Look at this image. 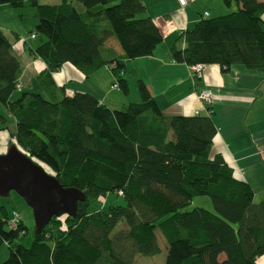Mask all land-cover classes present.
<instances>
[{
    "label": "trees",
    "instance_id": "obj_1",
    "mask_svg": "<svg viewBox=\"0 0 264 264\" xmlns=\"http://www.w3.org/2000/svg\"><path fill=\"white\" fill-rule=\"evenodd\" d=\"M234 2L236 12L215 18L205 12L183 31L172 59L190 68L218 65L225 72L242 65L264 74V0H224L227 7ZM3 5L37 10L30 35L40 44L30 51L45 64L35 81L39 91L24 88L21 57L0 27V104L16 125L11 144L87 197L75 217H54L30 247L17 242L28 233L24 221L18 215L12 226L18 213L1 206L0 246L10 251L3 264H134L137 256L161 253L157 230L168 244L166 264H258L264 201H254L252 186L221 154L211 157L218 132L211 107L205 115L166 116L139 80L140 102L113 110L54 80L66 64L85 78L109 67L117 89L129 95L128 62L152 56L164 40L143 0H0ZM194 78L200 85L202 76ZM111 193L125 205L88 212L91 200ZM200 196L211 199L214 211L185 210Z\"/></svg>",
    "mask_w": 264,
    "mask_h": 264
},
{
    "label": "crops",
    "instance_id": "obj_2",
    "mask_svg": "<svg viewBox=\"0 0 264 264\" xmlns=\"http://www.w3.org/2000/svg\"><path fill=\"white\" fill-rule=\"evenodd\" d=\"M143 2L147 8L145 15L156 22L164 35V40L152 56L128 62L127 71L130 68L134 79L143 81L147 85L166 116H193L197 115V112L205 115L208 114L206 110L211 107L213 120L218 129L213 141L211 157L221 154L228 165L234 168L236 177L247 181L252 186L255 191L254 201L263 202L264 74L242 65H235L225 72L218 65H210L204 69L200 85H198L190 66L176 63L170 53L180 34L192 29L205 12H208L212 18L226 15L227 10L223 7L224 0H196L190 2L185 8L179 5L178 0H156L160 10L150 15L148 3L146 0ZM0 8L1 11L8 14L11 11L14 15L15 9L7 5ZM0 27L7 37L8 32L13 34L17 45L20 46L17 52L24 67L22 76L24 88L39 91L35 80L44 69V62L33 57L30 51L32 46L27 43V48L22 43L24 37L21 34L7 30L1 20ZM26 41L24 40L25 43ZM108 45L122 54L114 39H110ZM104 69L108 70L104 71L105 79L108 82L113 81L115 75L112 69L105 67L101 70ZM100 71L90 78H85L75 67L66 64L54 74V80L59 87H65L68 93H91L111 109H113L112 105L120 101H122V107L129 103L140 102L141 98L137 89L134 97H131L132 91L127 74L130 97L124 99L125 97H121L120 94H113L118 90L114 88L115 81L112 82L109 90L105 89V85L102 84L103 76L95 77L99 76L97 74ZM94 78L96 82L93 81ZM203 90L212 93L210 106H205L200 100V93ZM2 136L5 137L3 133Z\"/></svg>",
    "mask_w": 264,
    "mask_h": 264
},
{
    "label": "rangeland",
    "instance_id": "obj_3",
    "mask_svg": "<svg viewBox=\"0 0 264 264\" xmlns=\"http://www.w3.org/2000/svg\"><path fill=\"white\" fill-rule=\"evenodd\" d=\"M39 2L41 4L54 5V4L61 2V0H39ZM146 2L149 5V12H148L149 15L150 13L155 14L156 12H159L160 8L158 7L156 0H146ZM223 7L227 10L226 11L227 14L236 12L238 10L237 4L235 2L231 5V7H227L225 4ZM6 9L7 8H5V10ZM13 11H14V15L11 11H9V14H8L5 11H1V8H0V20L2 24H4L7 30L9 31L13 30L21 34L24 37L22 43L26 45L27 48L28 46L26 43H24V40L25 41L28 40L27 42L29 43L30 46L37 47L40 44L39 39L33 40L30 35V32L34 30L38 24L37 10L33 7L27 6L24 8H18ZM7 35L9 39L11 40V42L14 43L15 48L19 51L20 46L17 45V40L15 39V36L9 32L7 33ZM26 37L28 39H26ZM129 69L130 68H128V71L126 72V74L128 76L127 79L129 80L130 89L132 91L131 97H134L136 89L138 90V79H134V76L131 74L130 72L131 70ZM104 71H108V70H105V69L101 70L100 73L97 74L99 76H95V77H100V75L101 76L105 75L104 73L106 72ZM95 79L96 78H94L93 81L96 82ZM113 81H115V83H118L116 76H114ZM113 81L108 82L104 76L102 77V84L105 85L106 90L110 89ZM71 86L72 84L70 85V87ZM113 94L114 95L120 94L121 97H125L124 99L130 97V95L126 96L121 89H118L117 92H113ZM121 103L122 101H120V103L118 104L116 103L115 105H112L113 109L114 110L121 109L122 108ZM1 117H4L6 121H3ZM14 123L15 122L13 118L9 116V114H7L5 107L2 104H0V130L6 127V129L0 131V155L7 154L11 146H13L11 144L10 133H13L16 130V125ZM2 133L3 135H5V137L2 136ZM38 163L48 173H51V170H49L45 165L41 164L40 162ZM117 205H125V201L123 198L119 197L116 193H111L105 198L91 200L90 207L88 208V212L90 214L96 211H100V210H103L106 212L109 207L117 206ZM210 205H212V201L209 197L200 196V197H196L191 202V204L186 207L185 210L191 211L194 208H204L206 210L214 211L213 205L210 207V209H207L209 208ZM1 206H4L5 208H7L10 214L13 213V211L15 210L18 213V215L21 217V219L24 221L25 225L28 228V233L26 236L19 238L17 242L26 247H30L32 244L33 238L35 236V219H34V214H33L32 209L26 204L25 200L21 198L19 195H17L15 192H12L9 197L0 196V207ZM156 235L158 239V244L161 248V253L159 255L150 256V257L137 256L134 264H166V258H167V252H168L167 241L165 240V238L163 237V235L161 234L159 230H157ZM9 253L10 251H9V247L7 244L0 246V264H3L8 259ZM258 261H259L258 262L259 264H264V258L260 257L258 258Z\"/></svg>",
    "mask_w": 264,
    "mask_h": 264
},
{
    "label": "water",
    "instance_id": "obj_4",
    "mask_svg": "<svg viewBox=\"0 0 264 264\" xmlns=\"http://www.w3.org/2000/svg\"><path fill=\"white\" fill-rule=\"evenodd\" d=\"M12 192L32 209L35 237L54 217H75L79 202L87 199L81 190L64 187L57 177L14 145L7 154L0 155V196L9 197Z\"/></svg>",
    "mask_w": 264,
    "mask_h": 264
},
{
    "label": "built area",
    "instance_id": "obj_5",
    "mask_svg": "<svg viewBox=\"0 0 264 264\" xmlns=\"http://www.w3.org/2000/svg\"><path fill=\"white\" fill-rule=\"evenodd\" d=\"M193 1H196V0H178V3H179V5L181 7L185 8L186 6L189 5L190 2H193ZM208 15H209L208 13H205V17H207ZM32 38H35V36H32ZM204 69H205L204 65H195V66L191 67V71H192L193 75L197 76V77H201L202 76ZM114 87L117 88L118 85L115 84ZM200 100L203 103H206V104L211 103V101H212V93L210 91H208V90L202 91L200 93ZM18 221H19V216H18V214L14 213V216H13V219H12V222H11L12 226H16Z\"/></svg>",
    "mask_w": 264,
    "mask_h": 264
}]
</instances>
